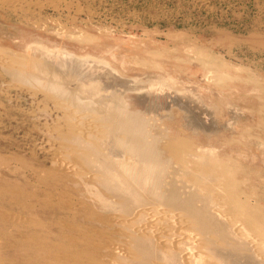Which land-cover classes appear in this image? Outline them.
<instances>
[{"label":"rangeland","instance_id":"rangeland-1","mask_svg":"<svg viewBox=\"0 0 264 264\" xmlns=\"http://www.w3.org/2000/svg\"><path fill=\"white\" fill-rule=\"evenodd\" d=\"M38 42L100 57L106 69L109 64L127 80L164 78L176 90L196 92L204 113L186 112L170 101L158 124L190 153L214 150L218 158L208 152L209 160L220 167L227 199L241 204L240 212L255 215L252 234L264 241V0H0V54L26 58L28 46ZM48 97L40 88L0 74V183L10 182L2 186L7 191L0 210L17 220L4 229L84 252L77 241L93 231L80 221L83 212L74 215L73 204L81 198L74 186L79 177L58 143L74 115L82 129L96 117L73 106L62 109ZM132 104L144 108L137 100ZM162 212L157 228L175 239L194 235L177 225L167 228ZM89 242L98 239L92 236ZM0 254L8 258L14 252L0 249ZM33 258L31 264H37Z\"/></svg>","mask_w":264,"mask_h":264},{"label":"bare ground","instance_id":"bare-ground-1","mask_svg":"<svg viewBox=\"0 0 264 264\" xmlns=\"http://www.w3.org/2000/svg\"><path fill=\"white\" fill-rule=\"evenodd\" d=\"M27 51L31 56L26 58L12 52L0 54V74L46 91L62 109L73 106L96 117L82 129L72 120L75 115L68 113L73 118L65 124L58 143L68 152L71 166L79 169L67 168L79 177L74 186L81 198L73 204L74 215H86L80 221L90 226L93 235L77 241L84 252L52 241L44 244L24 232H5L17 220L13 213L0 210V249L14 252L0 257V264H31L33 257L37 264H207V258L212 264H264V241L252 234L255 215L240 212L241 204L227 199L219 184L220 167L209 160L208 152L212 156L214 150L190 153L166 125L158 124L161 110L169 109L170 101L186 112L204 113L196 92L176 90L164 78L127 80L91 54L51 49L40 42ZM134 100L144 108L134 109ZM3 185L10 182L1 181L0 199L6 197ZM160 209H164L167 228L177 225L194 235L175 239L164 225V231L157 228ZM92 236L98 242H89ZM196 245L202 250H196Z\"/></svg>","mask_w":264,"mask_h":264}]
</instances>
